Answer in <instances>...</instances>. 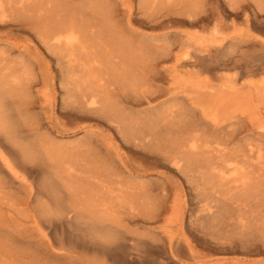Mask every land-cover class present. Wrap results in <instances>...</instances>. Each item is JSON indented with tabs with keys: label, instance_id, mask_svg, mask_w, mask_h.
<instances>
[{
	"label": "bare ground",
	"instance_id": "bare-ground-1",
	"mask_svg": "<svg viewBox=\"0 0 264 264\" xmlns=\"http://www.w3.org/2000/svg\"><path fill=\"white\" fill-rule=\"evenodd\" d=\"M250 1L228 0L264 22V0ZM213 4L165 0L195 25L213 17ZM118 15L112 0H0V24L50 52L64 117L93 114L133 151L116 159L88 139L58 142L45 123L52 118L39 117L33 101L34 85L50 80L47 67L41 58L0 50V153L8 163L0 166L7 206L0 207V264H84L90 251L71 240L74 224L97 238L113 230L116 250L126 256L139 241L127 228L155 218L167 201L168 186L147 178L159 162L190 184L211 236L225 241L238 230L264 239V142L234 121L214 124L187 101L167 97L170 52L136 47L129 20L124 25Z\"/></svg>",
	"mask_w": 264,
	"mask_h": 264
},
{
	"label": "rangeland",
	"instance_id": "rangeland-1",
	"mask_svg": "<svg viewBox=\"0 0 264 264\" xmlns=\"http://www.w3.org/2000/svg\"><path fill=\"white\" fill-rule=\"evenodd\" d=\"M112 1L118 20L124 25L129 20L136 47L170 52L164 62L169 69L163 85L167 97L187 101L198 117L214 124L234 121L232 127L257 135L264 142V22L260 16L253 17L251 9H238L228 0H213V17L195 25L191 15L166 8L165 0L151 2L148 8L144 4L141 8L139 0ZM195 1L198 6L205 3ZM0 50L41 58L47 67L50 80L34 85L33 101L39 117L52 118L50 123L48 119L44 122L58 142L88 139L106 156L118 159L119 155H133L120 133L103 120H95L93 114L73 120L64 117L65 95L59 88L57 66L46 55L48 50L39 49L25 31L0 24ZM206 68L212 74L204 72ZM6 160L0 153L3 169ZM147 178L168 186L167 201L155 218L144 222L142 217L127 228L126 235H134L139 241L126 256L118 254L113 230L103 232L106 238H97L84 226L68 228L74 243L90 249L84 264H264V239L238 230L229 233L225 241L211 236L190 184L171 163L154 164ZM0 207L7 208L2 202Z\"/></svg>",
	"mask_w": 264,
	"mask_h": 264
}]
</instances>
